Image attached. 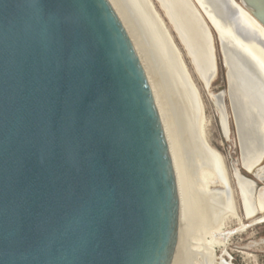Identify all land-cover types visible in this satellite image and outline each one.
Instances as JSON below:
<instances>
[{
	"label": "water",
	"instance_id": "obj_1",
	"mask_svg": "<svg viewBox=\"0 0 264 264\" xmlns=\"http://www.w3.org/2000/svg\"><path fill=\"white\" fill-rule=\"evenodd\" d=\"M222 2L264 28V0ZM184 230L164 120L109 0H0V264H181Z\"/></svg>",
	"mask_w": 264,
	"mask_h": 264
},
{
	"label": "rangeland",
	"instance_id": "obj_2",
	"mask_svg": "<svg viewBox=\"0 0 264 264\" xmlns=\"http://www.w3.org/2000/svg\"><path fill=\"white\" fill-rule=\"evenodd\" d=\"M161 1L164 2L166 9ZM161 1L109 0L115 11L118 12L121 21H124V26H127L131 33L153 82L156 94L159 96H157L158 101L164 109L162 110L169 130L168 136L171 137L170 140L172 139L171 151L174 154L173 159L175 160L179 182H181L185 210L184 249L181 262L182 264L189 262V264H204L205 260L203 259L205 258L195 248L201 244H207L206 242L215 241V243H225L224 246L216 245L213 249L216 259L225 250L230 255L233 264H264V219L261 220L264 218V212L257 213L252 217H249L247 213V208L250 206L258 208L257 197L264 194V190L261 189L264 188V179L258 181L255 177L256 173L264 171V146H262L264 141H261L262 134H264V109L258 93H255L256 90H254L256 88L255 81L249 83V80H246L245 82V86L246 84L250 88L253 86V90L250 92L252 95L251 102L254 101L253 96L257 97V102L252 105L253 117L249 121L250 136L248 142L251 140L259 150L261 144L260 147L263 148L260 152L263 151V155L258 162L248 169L245 163L254 160L255 157L252 149H246L240 136L239 113L237 112V103L239 102L236 103V95L230 92V69L225 60L221 38L208 15V10L200 5L213 28L195 1L191 0L211 33L216 76L209 88L206 89L201 79L200 65L195 54L189 48L187 41L183 42L178 21L168 8V5L171 6L170 2L168 0ZM235 1L238 2V0ZM146 3L149 4L153 15L169 35L196 87L203 105V116L207 121V126L204 129L205 137H202L200 125L198 126L200 116L199 110L196 109V103L194 99L186 96V90L182 83L180 84L181 79L171 68V57L168 56L166 49L164 50L158 35L156 37V32H153L156 28L153 22L154 16L150 17L152 14L149 15L150 12H148ZM148 15L149 19L147 18ZM221 93L223 94L222 104L217 98ZM215 98L216 103L214 102ZM190 107L191 109H188ZM222 108L224 110L223 117L220 113ZM223 121L224 124H222ZM191 126L198 128L200 134H197L199 133L198 130H192ZM223 126L226 127V133ZM257 147L256 150H258ZM234 171L238 173L237 181L234 177ZM203 174L210 175L212 179L204 180ZM239 179H242L243 183ZM244 182L254 183L251 192L253 197H249L250 188L248 189L247 186L243 185ZM257 220L261 221L256 222Z\"/></svg>",
	"mask_w": 264,
	"mask_h": 264
},
{
	"label": "bare ground",
	"instance_id": "obj_3",
	"mask_svg": "<svg viewBox=\"0 0 264 264\" xmlns=\"http://www.w3.org/2000/svg\"><path fill=\"white\" fill-rule=\"evenodd\" d=\"M168 1L170 2V5H171V6H169L168 2L166 1L168 8L172 12V14L174 15L175 19H177V21H178L179 28H180L181 34L183 36L182 40H183V42L185 40L187 41L189 48H191V50L195 54V58L197 59L199 65H200L201 79L203 81L205 88L208 89L209 85L211 84V82L214 80V78L216 76V66H215V62H214V54H213V46H212L211 36L207 32L205 26L202 24V21L200 20L199 15L197 14L196 10L191 6L190 2H188L187 0H168ZM197 2L203 8L208 10V12H209L208 15L210 16L219 36L221 38V41H222V47H223V51H224V55H225V60H226V63L230 69V72H229L230 92H232L233 94L236 95L235 96L237 99L236 103L239 102V103H237V108H238L237 112L239 113L238 114V116H239L238 121L240 124V130H239L240 136H241V139L245 143L246 149L247 148H248V150L252 149L251 151L253 152V155L255 157L254 160L245 163V166L248 169H250L253 164H255L256 162H258L261 159V157L263 155V153H262L263 151L260 152V150L263 147H260L261 146V144H260V146H259L260 150L258 149L257 146L256 147L258 150H256L255 144H253V142L251 140L248 142L249 136H250L249 135V132H250L249 121H250V118L253 117L251 110H252V105L255 104V102H257L256 101L257 97L255 98L253 96L254 101L251 102L252 101V99H251L252 95L250 94V92H252L253 86H251V88L247 84L245 86V82H246V80L247 81L249 80V83H252L253 81H255L254 85L256 86V88H254V90H256L255 93H258V95L261 99L262 105H263V109H264V28L261 27L256 21L251 19L249 17V15L240 6H239L240 11L238 12L237 19H235L234 21H230L227 18L228 12H227L226 8L224 7L222 0H197ZM146 7L149 10V11L148 10L147 11L150 12L149 15L152 14V16H150V17L152 18L154 16L153 22H154V27H156V28L153 32L154 33L156 32V34H155L156 37L158 35L159 39L162 41L161 44H163L164 50L166 49V51L169 54L168 56L171 57V59H170L171 60L170 63H172L171 68H173L175 73L178 75L177 77H179L181 79L180 84L182 83V85L184 86L183 88H185V90H186L185 91L186 96H189V97H191V99H194V102L196 103V109L199 110V116H200L199 121L197 119V121L199 122L198 126L200 125L202 137H205L204 129L207 126V121H206L205 117L203 116V105H202L201 100L199 98V94L196 90V87H195L194 83L192 82L191 77H190L183 61H182L181 57L178 55V53L175 49V46H174L173 42L171 41L169 35L167 34L166 30L162 27V25L160 24L159 20H157L155 15H153L152 9L149 6V4L146 3ZM149 15L147 17L148 19H149ZM150 25H152V24H150ZM125 27L127 29V26H125ZM127 31H128V33H129V35H130V37L134 43V40H133L131 33L129 32L128 29H127ZM134 45H135V43H134ZM135 47H136V45H135ZM161 47H162V45H161ZM162 50H163V48H162ZM137 52H138V50H137ZM138 54H139V52H138ZM139 56H140V54H139ZM140 58H141V56H140ZM141 61L143 63L144 69L146 71V74H147L148 79L150 81L151 87H152L153 92L155 94L158 106L160 108V111H161V114H162V117L164 120L167 136H168L169 130L167 129V125H166L165 118H164V113H163L164 109H163V107H161V103L158 101L159 96L156 94L155 87L153 85V82L151 81L150 75L147 71V68H146L142 58H141ZM179 78H176V79H179ZM178 84H179V82H178ZM207 84H209V85H207ZM221 100L222 99H220V101ZM215 101H217L216 98H215L214 102ZM194 102H192L193 105H194ZM221 104H222V101H221ZM256 106H257V103H256ZM188 109H191V107ZM190 113H192V112H190ZM195 113L194 114L197 115V112H195ZM220 113H221V116L223 117V113H224L223 108H222V110H220ZM261 115H262V111H261ZM191 123H192V121H191ZM263 123H262V125H263ZM222 124H224V121ZM192 128H193L192 130H195V129L198 130V128H194V126ZM223 128H224V132L226 133V127L223 126ZM198 132H199V130H198ZM197 134L199 135L200 132ZM262 135L263 136L261 137V141L263 142L264 141L263 140L264 134H262ZM170 138L168 136L169 140H170ZM171 140L169 141V143H171ZM257 142L258 141L256 140V143ZM262 146H264V145H262ZM170 147H171V144H170ZM202 147H203V145H202ZM204 150H206V149H204ZM172 155H174V154H172ZM202 177L206 181L208 180V178L210 180L212 179V177L210 175H207V174H203ZM255 177L258 181H262L264 179V171H262L261 173H256ZM239 180L241 183H243L242 179H239ZM243 185L247 186L248 189L250 188V190H249L250 194H248V195H250L249 197H253L251 192L253 191L254 183L253 182H246V183L244 182ZM262 190H264V189H262ZM257 201H258V204H257L258 208L257 207L252 208L251 206H250V208H247V213H248L249 217L250 216L252 217L253 215H255L257 213L264 212V194L258 195ZM249 203H252V202H249ZM253 207H255V205H253ZM263 219L264 218H262L261 220H263ZM261 220H257L256 222L261 221ZM205 234H207V233H205ZM206 243L207 244L204 243V244H201L195 248L196 251H200L199 254H201L203 256V258H205V259H203V260H205L204 264H233L232 262L228 261V259H227L228 254L225 250H223L222 255L218 259H216L215 255L213 254V251H214L213 249L215 248L216 245L217 246L218 245L224 246L225 243L224 244H223V242H221V243L216 242L215 243V241L214 242L209 241ZM186 254H188V253L186 252ZM193 254H194V252H193ZM201 262H203V261H201ZM189 263H186V264H189ZM181 264H182V262H181Z\"/></svg>",
	"mask_w": 264,
	"mask_h": 264
}]
</instances>
